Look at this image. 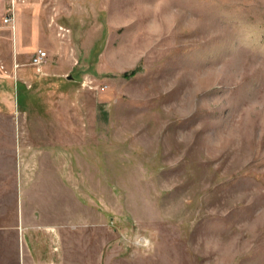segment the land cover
<instances>
[{
	"label": "rangeland",
	"instance_id": "374dc122",
	"mask_svg": "<svg viewBox=\"0 0 264 264\" xmlns=\"http://www.w3.org/2000/svg\"><path fill=\"white\" fill-rule=\"evenodd\" d=\"M2 102L3 216L30 123L100 119L96 157L22 187L69 184L71 215L93 199L119 254H145L113 264H264V0H0Z\"/></svg>",
	"mask_w": 264,
	"mask_h": 264
},
{
	"label": "crops",
	"instance_id": "0c3cea01",
	"mask_svg": "<svg viewBox=\"0 0 264 264\" xmlns=\"http://www.w3.org/2000/svg\"><path fill=\"white\" fill-rule=\"evenodd\" d=\"M20 89V94L27 96L23 88ZM96 120L72 121L73 127L86 128L83 138L77 135L71 138V121L67 120L54 121L51 126L43 125L42 120L32 121L35 137L24 136L29 142L19 135L13 208L6 216L0 214V264H113L119 258L145 256L142 253L119 254L114 247L117 231L106 225L107 221L103 220L107 219H103L101 208L93 199L90 198L88 204L82 203L81 211L71 215L68 199L67 206L65 203L69 184L58 181L57 187H42L38 200L37 194L33 196L32 190L22 187L24 169H48L61 179H67L73 165L82 166L80 160L89 159L88 150L96 157L99 149L96 140L91 143L90 134L86 135L91 131V136L94 139L98 136L101 142L100 130L93 129H100L102 121ZM91 122L93 125H89ZM54 127H60L61 131L54 133L51 129ZM48 179L45 177L46 181ZM29 183L32 185L33 181ZM24 197L35 198L36 203L24 209Z\"/></svg>",
	"mask_w": 264,
	"mask_h": 264
},
{
	"label": "built area",
	"instance_id": "2783aa9c",
	"mask_svg": "<svg viewBox=\"0 0 264 264\" xmlns=\"http://www.w3.org/2000/svg\"><path fill=\"white\" fill-rule=\"evenodd\" d=\"M10 19H11V17H6L5 22H8ZM47 56L48 55H47V52L45 50L39 49L37 52H35L31 56L30 64L32 66H34V68H36V70L42 71V67L47 61ZM105 88L106 87H102L103 90ZM143 241L145 242V244L149 243V239H147V238L143 239Z\"/></svg>",
	"mask_w": 264,
	"mask_h": 264
},
{
	"label": "trees",
	"instance_id": "16d2710c",
	"mask_svg": "<svg viewBox=\"0 0 264 264\" xmlns=\"http://www.w3.org/2000/svg\"><path fill=\"white\" fill-rule=\"evenodd\" d=\"M132 73H135V72H132ZM125 76H128V73L127 72L125 73Z\"/></svg>",
	"mask_w": 264,
	"mask_h": 264
},
{
	"label": "water",
	"instance_id": "95a60500",
	"mask_svg": "<svg viewBox=\"0 0 264 264\" xmlns=\"http://www.w3.org/2000/svg\"><path fill=\"white\" fill-rule=\"evenodd\" d=\"M70 78H72V76H70Z\"/></svg>",
	"mask_w": 264,
	"mask_h": 264
}]
</instances>
